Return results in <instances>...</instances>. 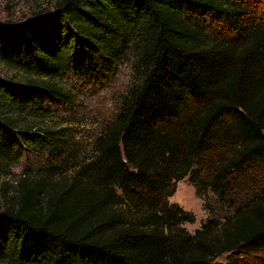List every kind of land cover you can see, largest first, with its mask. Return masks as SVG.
I'll use <instances>...</instances> for the list:
<instances>
[{
	"label": "trees",
	"instance_id": "16d2710c",
	"mask_svg": "<svg viewBox=\"0 0 264 264\" xmlns=\"http://www.w3.org/2000/svg\"><path fill=\"white\" fill-rule=\"evenodd\" d=\"M129 55L135 80L92 155L5 196L0 264H264V0H57L0 23V63L26 75L0 77V174L23 152L63 154L42 98ZM184 178L230 210L187 231L193 215L168 200Z\"/></svg>",
	"mask_w": 264,
	"mask_h": 264
},
{
	"label": "rangeland",
	"instance_id": "374dc122",
	"mask_svg": "<svg viewBox=\"0 0 264 264\" xmlns=\"http://www.w3.org/2000/svg\"><path fill=\"white\" fill-rule=\"evenodd\" d=\"M57 0H0V23L16 24L34 16H43L51 12ZM256 7L262 3L256 1ZM250 4L246 7L243 18L255 16L256 11ZM199 11V12H198ZM191 10L188 14L192 20L200 24H207L211 28L221 29L225 24L222 19L204 17V11ZM241 17V18H242ZM133 55L127 60L117 63L116 69L105 75L101 82H91L78 76L69 75L60 81L67 97L58 100L49 97L42 98L43 104L53 113V125L63 129L66 147L63 154L50 152L29 153L23 152L17 165L7 174H0V209L4 204L5 196L15 194V180L25 173L39 171L59 173L60 176L69 174L78 161L90 157L94 150V143L103 133L108 123L112 122L119 110L121 98L134 82L131 67ZM0 77L13 81H24L26 75L0 63ZM260 183V190L264 193V176ZM183 210L190 212L194 221L184 223L187 231L193 233L201 228L208 218H221L229 210L226 205L221 206L216 197L208 192L204 196L197 195L194 186L184 178L175 184V191L168 198ZM208 205V207H207ZM232 207V210H235Z\"/></svg>",
	"mask_w": 264,
	"mask_h": 264
}]
</instances>
